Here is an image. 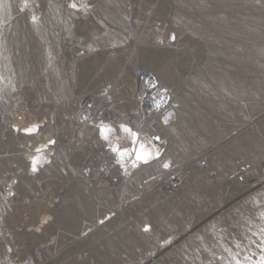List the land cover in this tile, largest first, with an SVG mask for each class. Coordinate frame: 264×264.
I'll return each mask as SVG.
<instances>
[{
	"label": "rangeland",
	"instance_id": "obj_1",
	"mask_svg": "<svg viewBox=\"0 0 264 264\" xmlns=\"http://www.w3.org/2000/svg\"><path fill=\"white\" fill-rule=\"evenodd\" d=\"M30 2L35 21L28 7L21 11L24 0H0L8 6L0 7V264L258 262L261 236L242 223L264 232V0ZM18 23L28 45L26 81L5 36ZM155 95L195 118L191 139L172 129L173 111L159 115L163 124L147 117L142 108L152 101L154 110ZM21 115L38 130L26 134ZM101 124L113 129L109 140ZM248 143L251 153L241 147ZM154 146L157 155L137 160L136 150ZM37 155L50 162L33 173ZM56 162L64 173L45 172ZM78 200L91 215L63 224ZM245 202L246 216L235 218L232 209ZM113 240L122 241L119 255Z\"/></svg>",
	"mask_w": 264,
	"mask_h": 264
},
{
	"label": "bare ground",
	"instance_id": "obj_2",
	"mask_svg": "<svg viewBox=\"0 0 264 264\" xmlns=\"http://www.w3.org/2000/svg\"><path fill=\"white\" fill-rule=\"evenodd\" d=\"M27 4H28V9H29V15L31 16V17H33V16H35V10H34V8H33V6H32V4H31V2H30V0H27ZM50 11V10H49ZM48 14H49V12H48ZM50 16H51V14H49ZM49 15L47 16V17H49ZM45 16H46V14H45ZM30 17V18H31ZM50 18V17H49ZM49 18H46V21L47 22H49ZM51 19V18H50ZM53 20V19H52ZM93 26H94V24H93ZM97 28V27H96ZM5 36H6V40H7V44H9V46L12 48V51H11V59L13 60V62L15 63V66H16V70H17V78L20 80V81H26V80H29L30 78H31V68L29 67V57H28V55H29V53H28V45H27V43L25 42V40H24V37H23V34H22V25L20 24V23H18V24H15V25H12L10 28H8V30H7V32H6V34H5ZM2 42V41H1ZM0 45H2V44H0ZM5 71H6V69H4ZM3 70V71H4ZM1 73H2V71H0ZM0 73V74H1ZM3 74V73H2ZM119 76H121V74L119 75ZM80 78V77H79ZM127 78V77H126ZM80 80V79H79ZM123 88H125V87H123ZM135 89H137L136 88V86L134 85H132V87H130V88H126L125 89V91L123 92V93H121V95L119 96V97H128V95H129V91H135ZM147 93H150V92H147ZM151 94H149V95H146V97H151L150 96ZM147 98V99H148ZM155 98L156 99H154V110H153V108H151L152 107V101H151V103L149 104V105H145V107L144 108H142V109H145L144 110V113L145 114H147V117H149V118H151V119H153L154 118V120H160L161 121V118L159 117V115L161 114V113H164V112H167V111H173L174 113V115H176L175 113H176V110L174 109V106H172L171 104H168V103H164V104H161L160 103V101L158 100L159 99V97L157 96V95H155ZM143 100H144V97H143ZM149 100H151V99H149ZM124 101V100H123ZM139 101L140 100H138V98L137 99H131V97H130V103H132V105L133 106H135V108H138L137 106H139ZM142 101V100H141ZM127 102V101H126ZM143 102V101H142ZM144 102H147V100H144ZM143 102V103H144ZM132 105H130V106H132ZM140 107V106H139ZM142 107V106H141ZM141 107H140V109H141ZM138 110V109H137ZM142 112H143V110H142ZM143 113V114H144ZM168 113V112H167ZM179 113V112H178ZM177 113V115H178V117H177V115H176V117L178 118V119H176L177 120V124L176 125H174V127L172 128L174 131H175V133H178V134H181L182 136H181V138L183 137V136H185V135H187V136H189V138L191 139V137H193V134H196L197 132L195 131V130H199V128L196 126V120H195V118H191V117H187V116H184L183 114H178ZM169 114V113H168ZM153 115H154V117H153ZM142 116V115H141ZM174 117V116H173ZM140 118V117H139ZM160 118V119H159ZM146 118H144V120H145ZM147 120V119H146ZM142 121V120H141ZM147 121H149V120H147ZM165 121V120H164ZM30 122H31V120H29V121H27L26 120V118H25V116L24 115H21V116H19L18 118H17V124H19L20 126H22V127H24V128H26V127H28L29 125H30ZM32 122H34V121H32ZM157 122H159V121H157ZM162 122V121H161ZM161 122H159L160 124H163V123H161ZM143 123H144V121H143ZM208 124H210L209 122H208ZM32 125V124H31ZM208 126H210V125H207V123H206V126L205 127H208ZM213 128V127H212ZM202 129V128H201ZM206 129H208V128H206ZM211 129V128H210ZM203 132H204V130H202ZM209 131H211V130H209ZM196 132V133H195ZM201 132V131H200ZM212 132V131H211ZM202 133V132H201ZM205 134H207V132L205 133ZM212 134L213 133H211V135H210V137H212ZM195 136V135H194ZM197 136H199V134L197 135ZM202 137V136H201ZM141 139L142 140H145V141H148V142H152V139L150 138V136H148V135H142L141 136ZM186 139V138H185ZM197 139V138H196ZM180 140V139H179ZM189 140V139H188ZM203 140H205V139H203ZM246 140V139H245ZM137 141H139V139H137L136 138V142ZM181 141V140H180ZM191 141H193V140H191ZM194 141H196V140H194ZM194 141H193V143H194ZM199 141H200V139H199ZM202 141V140H201ZM190 142V141H189ZM184 143V142H183ZM137 145H139V142L138 143H136ZM176 144H178V143H176ZM180 144V143H179ZM156 146H154V152L152 153V152H149L148 150L146 151H142V150H136L137 151V153H139V152H144V153H148L149 154V157L150 156H153L154 154L155 155H157V149L155 148ZM241 147H243L244 148V151L245 152H252L254 149H255V147H254V145H252V144H247V145H243V146H241ZM157 148H158V146H157ZM162 148V147H161ZM243 150V149H242ZM137 153H135V155L137 156ZM154 155V156H155ZM153 160H154V158H153ZM205 161V162H204ZM204 161H202L201 163H199L200 165V167L202 166H204L205 167V165H206V160H204ZM155 168H156V165H155V162L153 161V162H151V164H149L148 166H146L145 167V170L147 171V172H151V171H154L155 170ZM144 169V168H143ZM44 170H45V172H48V171H58V173H64V169H63V167L61 166V164H59V163H54V164H52V165H50V166H47L46 168H44ZM43 170V171H44ZM143 171V170H142ZM174 178V177H173ZM172 178V179H173ZM168 180H166V182H167ZM249 181V180H248ZM23 183H24V185L26 186V187H31L32 185H30L29 184V181H28V178L27 179H25L24 181H23ZM253 184V183H252ZM256 185V184H255ZM197 195V194H196ZM112 196V195H111ZM198 196H200V195H198ZM197 196V197H198ZM260 197V196H259ZM110 198V197H109ZM114 198V197H113ZM249 199H251V198H249ZM259 199V198H258ZM257 200V199H256ZM247 201V200H246ZM249 201V200H248ZM251 203H252V201H251ZM254 203V202H253ZM252 203V204H253ZM242 204V203H241ZM249 202H245V203H243V206H241L242 207V209H239V208H235V209H232V215L235 217V218H241L242 219V217H244V216H246V212L249 210ZM91 213H92V210L89 208V207H87V206H85V205H83L82 204V202L81 201H77V202H75V204H73V205H71L70 207H68L67 209H66V211L64 212V221H63V224H69V225H67V226H70V227H74V226H77L78 225V221L82 218V217H88V216H90L91 215ZM181 214V213H180ZM179 214V215H180ZM183 214L184 213H182V216H183ZM229 214V213H228ZM229 215H231V214H229ZM159 216V215H158ZM181 216V215H180ZM181 216V217H182ZM153 217V219H156V217L153 215L152 216ZM160 217V216H159ZM227 218H229L228 216H226ZM232 217V216H231ZM178 218H180L179 216H178ZM213 218H214V220L216 221V220H218V219H220V217L219 216H213ZM216 218V219H215ZM158 219V218H157ZM212 219V218H211ZM210 219V220H211ZM226 219V218H225ZM225 219H222V220H224L225 221ZM232 219V218H231ZM179 220L181 221L182 219L180 218V219H177V221L179 222ZM226 220H228V219H226ZM213 221V220H212ZM211 221V222H212ZM229 221V220H228ZM178 222L176 223V222H174V223H171V224H169L168 226L169 227H172V229H173V227H175V226H177V224H178ZM248 221H246V222H244V223H242V225L244 226V230L246 231V234H251V235H258V236H261L262 234H264V232L263 231H258V229L256 228V225L254 224V223H247ZM213 223V222H212ZM167 225V224H166ZM165 225V226H166ZM167 227V226H166ZM168 227V228H169ZM235 230V229H234ZM235 232H236V230H235ZM50 233V232H49ZM190 234V233H189ZM124 236H126V237H128V235H124ZM231 236V235H230ZM62 238L64 239L65 238V236H63L62 235ZM169 239H170V237H169ZM225 239V238H224ZM168 240V239H167ZM226 240V239H225ZM112 250H113V252L115 253V255H119V253L122 251V248H123V244H122V241H120V240H113V242H112ZM184 251H185V253L183 254L184 255V258H187V259H189L190 257L188 256V254H187V251H186V249H184ZM179 256H181V254L179 255ZM183 257V256H182ZM259 260V259H258ZM197 263V260H195L194 261V264H196ZM255 264H258V262H256Z\"/></svg>",
	"mask_w": 264,
	"mask_h": 264
},
{
	"label": "snow or ice",
	"instance_id": "obj_3",
	"mask_svg": "<svg viewBox=\"0 0 264 264\" xmlns=\"http://www.w3.org/2000/svg\"><path fill=\"white\" fill-rule=\"evenodd\" d=\"M27 6H28L27 0H24V4L21 7V11L26 9ZM0 7L7 8L8 6L7 5H0ZM70 7L77 8V4L72 3L70 5ZM32 19H33V21H35V19H36L35 16H33ZM173 39H174V37H173ZM120 127H121L122 131H124L126 133H129L134 139L136 138L137 134L132 132V130L130 128H127L124 125H121ZM14 130L20 131L19 128H15ZM37 130H38V126H32V127L25 128L24 132L26 134L30 135V134L36 132ZM99 131H100L101 137L104 140H109V135L108 134L111 133L113 131V129L110 126H108V125L101 124L100 127H99ZM55 143H56L55 140H49L48 141L49 145H55ZM141 148H143V145H141ZM112 150L114 152H118L119 151L117 148H113ZM36 151H37V153H40L41 149H37ZM119 155H120L121 158H123V156L126 155V153L125 152H119ZM136 158H137V160H140V161H143V162L147 163L148 160H149V154L148 153H144V152H139V153H137ZM41 160H44V162H46V163L50 162V161H47L44 157H42L40 155H37L35 157H31V171L33 173H35L38 170L37 169V165H38V163H40ZM163 167L164 168H168L169 164L165 163L163 165ZM16 183H17V181H15V180L12 181V184H16ZM8 187H11V185H9ZM9 196H14V193L9 192ZM100 222L103 223V221H100ZM145 230H147V229H145ZM238 246L239 245H237V247ZM258 247H260L261 252L264 253V234H262L261 237H260V242H259ZM9 251H10V249H9ZM236 264H240V262L238 260H236ZM258 264H264V255H261V257H260V259L258 261Z\"/></svg>",
	"mask_w": 264,
	"mask_h": 264
},
{
	"label": "water",
	"instance_id": "obj_4",
	"mask_svg": "<svg viewBox=\"0 0 264 264\" xmlns=\"http://www.w3.org/2000/svg\"><path fill=\"white\" fill-rule=\"evenodd\" d=\"M159 145L163 147L165 144H164V142H163V143H161V144H159ZM160 148H161V147H160Z\"/></svg>",
	"mask_w": 264,
	"mask_h": 264
}]
</instances>
